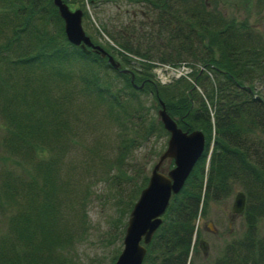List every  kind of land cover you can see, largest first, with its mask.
Here are the masks:
<instances>
[{"label":"trees","instance_id":"trees-1","mask_svg":"<svg viewBox=\"0 0 264 264\" xmlns=\"http://www.w3.org/2000/svg\"><path fill=\"white\" fill-rule=\"evenodd\" d=\"M135 1L152 10L147 25L150 30L156 26L154 33L163 32V48L160 54L152 55L132 48L127 41L115 40L120 47L116 49L120 61L118 67H112L105 56L91 49L81 50L66 40L62 20L51 0H0V28L9 30L0 49L8 53L12 51L10 40L17 44L12 56L5 51L0 54L4 71L11 66L17 70L22 67L29 72L40 69L50 76V83L41 86L35 83L36 75L23 73L26 84L22 82L21 90H15V81H11L6 85L13 89L9 94L0 84V95L5 97L0 113L8 122L5 149L17 163L19 156L32 165L28 169L21 163L19 168L9 164L1 168L2 197L12 204L15 196L24 200L23 208L10 214L7 231L0 232V264H65L58 249L70 242L75 226L82 232L86 229L88 185L84 184L80 195V188L76 193L66 179L59 178L58 152L62 147L57 141L69 136L77 97L91 110L104 106L101 115L109 119L116 121L122 113L127 116L124 124L118 121L122 129L115 147L117 164L97 171L101 175L114 168L105 179L117 183L116 201L125 207L120 214L132 206L134 194L148 177L135 167L127 172L122 166V157L138 144L125 125L129 121L133 126V118H144L132 109L138 101L137 91L151 92L156 100L159 97L182 130L200 129L204 135L203 149L180 189L170 195L160 223L144 244L140 264H193L190 253L196 242L195 220L203 213L207 200L228 194L233 182H264V140L259 135L264 132V88L254 85L255 81L264 82V42L260 35L241 21L224 16L207 0ZM145 34L148 45L144 47L149 49L153 43L148 31ZM140 39L136 42L139 46L143 43ZM132 55L139 57L136 63H130ZM152 58L169 64L189 59L186 62L199 63L214 76L210 80L206 73L193 72L195 84L203 88L201 93L181 78L159 83L151 71ZM109 67L112 75L107 74ZM0 79L1 83V75ZM28 86L32 87L31 98L24 96ZM123 95L131 99L125 100ZM207 100L213 106L212 119ZM16 101L25 106L14 109ZM157 130L166 132L161 122L154 120H147L142 128L145 136ZM253 142L259 148H251ZM46 148L58 152L33 157ZM74 206L80 211L79 217L71 211ZM251 206L247 204L243 210L248 228L252 224ZM249 233L250 228L244 238L229 243L212 264H264V236L256 238Z\"/></svg>","mask_w":264,"mask_h":264},{"label":"rangeland","instance_id":"rangeland-1","mask_svg":"<svg viewBox=\"0 0 264 264\" xmlns=\"http://www.w3.org/2000/svg\"><path fill=\"white\" fill-rule=\"evenodd\" d=\"M63 1L70 9L81 8V26L84 33L89 36L93 43L106 48L108 51L105 50L110 53L116 61H120V55L116 52V49L120 47L115 43V40L127 41L132 48L138 47L141 51L147 50L146 52L152 55L161 53L165 39L160 38L163 32L159 31L154 33V31H156V26L150 30L149 25H147L150 23L147 20L150 17L149 13L152 11L148 5L146 6V4L138 1L133 2V0ZM207 3L215 5L224 16L234 18L236 21H241L246 24V26H249L254 33L260 35V40L264 42V0H207ZM146 31H148L153 43L149 49L144 47L148 45V35L145 34ZM8 33L9 30L7 28H0V44L6 40V37L9 35ZM141 37L143 43L139 46L136 42L139 41ZM22 42L25 43L24 39H22ZM19 44L22 43L20 42ZM10 46L13 52L10 50L11 52L9 51L7 53V51L1 48L0 54L2 55L6 52L5 54H11L12 56L14 52L16 53V41L10 40ZM183 56L186 57L185 54H183ZM138 58L139 57L136 55H132L130 63H136L134 60ZM152 59H154V61L156 60V58ZM183 60L189 62V59ZM126 66L128 67V65ZM0 68L2 70L0 74L2 82L0 84L5 85L4 89L6 94H9V92L13 90L12 87L6 86L11 81H15L13 82V87L16 88L15 90H21V86H23L22 82L26 84L24 81V74H31V77L36 75L35 83L41 86L50 83V76L40 69L29 72L23 70L22 67H18L17 70L13 69L11 66L7 71H4V64H1ZM154 69L155 66L153 64L151 71L155 78ZM106 71L109 75L113 74V70L110 67ZM202 71L201 73H206ZM21 74H23L22 77L20 76ZM162 75L163 77H169L167 81H164L166 84L171 83L175 79L171 78L170 74L163 73ZM160 76L159 74L158 77ZM213 76V73L207 75L210 80ZM193 77L194 74L190 72L188 75H181L178 78L190 84L192 83L196 91L200 93L203 92L202 86L200 84L196 85ZM118 83H120V80H118ZM254 83L255 87L264 88V82L259 83L255 81ZM30 85L32 84L30 83ZM35 86L36 85H34V87ZM31 89L32 87L29 89V86L25 88V97L31 98ZM54 91L56 92V90H53V92ZM49 92L52 93V89ZM137 96H139L138 101L134 100L135 103L132 104V109L134 113L144 118H140V121L133 118V121H135L133 126L129 125L132 124L129 121L127 125H125V130L130 135L136 137V142H138V144L136 143V145L132 146L127 154L122 157V166L126 168L127 172H130L131 168L135 167L140 170L139 174L142 172L148 176L153 163H155L158 155L166 146L168 133L167 131L162 132L157 130L151 131L145 136L142 128H144L146 121H159L157 114L159 105L151 92L137 91ZM122 97L125 100L127 98L131 99V97H127V95H123ZM4 98L5 97L2 98L0 95V103H3ZM77 100L78 104L75 102L72 109L75 116L73 117L72 114L70 117L71 130L69 136H66L68 140L65 138L58 139L57 145H60V148L62 147L61 152H58V149L55 150L61 155L59 178L66 179L69 187L71 186L75 189L76 193L80 188L78 192L80 195L84 188V184L88 185L87 200L84 207L86 213V229L82 232L75 226L70 232V234H72L70 242L62 243V246L58 249V254L64 258L65 264H113L122 248L124 227L131 207L124 209L123 213L120 214V209L124 206H121L120 201H116L117 183L105 179V177L108 178V176H110L109 173L115 171L114 168H112L109 173H103L106 176L101 178L100 176L103 174L100 175L97 171L99 172L103 166H105L104 168L108 165L114 167V165L117 164L115 163V147L121 133L119 131L122 129L118 121L124 124L127 116L124 113H122L123 115H119L118 113L119 117L115 121L107 118V116L101 115L104 114V111H102L104 106L101 108L99 107L100 109L98 110H91L89 104L82 102L78 97ZM23 106H25L24 103L16 101L14 109L17 108L19 110L21 109L19 107ZM206 106L212 119L213 106L208 100L206 101ZM7 123L8 122H5L1 117L0 113V172L1 168L6 167L8 164L13 168H19L21 164L27 169L31 168L32 165L29 162H23L18 156L17 160H19V162L17 163L16 158L7 153L8 150L5 149L6 139L8 137V131L5 130V127L8 126ZM259 135L264 140V132ZM252 139L254 141L257 140L256 136ZM211 143L212 142L209 143V147ZM250 147L259 148L256 142H253ZM55 150L52 149L51 151L56 155ZM51 151L50 148H46L36 155L33 154V157L44 158L48 156L49 153L52 154ZM172 165V159L166 157L160 163L159 170L165 173ZM206 165L207 161L205 167ZM14 175L16 174L14 173ZM123 176L124 175H121L120 177ZM247 185L248 184H242V182H233L228 194L223 195L219 199L207 200L203 213H200L195 220L197 228L196 242L195 248L190 253V259L193 264H212L215 257L219 256L229 243L235 239L244 238L246 229L250 228V233L248 235L251 237L255 236L256 238H261V236H264V182L261 183L257 181L248 185V187ZM239 190L245 195L244 208L247 204H252V224H250L251 226H249V228L246 224L244 212L234 213L230 210L234 194ZM139 191L134 194L133 202ZM2 194V188L0 187V232L4 233L8 229L7 223L10 214L12 212L17 213L23 208L24 199L15 196L12 204L7 198L2 197ZM71 211L77 217L80 216V211L78 208L75 209V206L74 210ZM198 239H203L205 241L206 250L201 249L198 244Z\"/></svg>","mask_w":264,"mask_h":264},{"label":"water","instance_id":"water-1","mask_svg":"<svg viewBox=\"0 0 264 264\" xmlns=\"http://www.w3.org/2000/svg\"><path fill=\"white\" fill-rule=\"evenodd\" d=\"M62 19L65 38L68 42L77 45L81 50H92L105 56L112 67L119 63L99 44L93 43L84 33L81 26V9H70L63 0H51ZM121 70H126L121 68ZM157 114L163 128L168 133L166 146L153 163L146 184L140 189L129 210L122 248L113 264H140L145 253V245L151 238L155 228L161 221L169 197L176 193L184 179L199 157L203 145L204 135L200 129L182 130L175 120L166 112L164 102L158 97ZM166 157L172 159L173 165L161 172L160 163ZM244 206V194L236 191L230 207L231 212L241 213ZM202 242V240L200 241Z\"/></svg>","mask_w":264,"mask_h":264},{"label":"built area","instance_id":"built-area-1","mask_svg":"<svg viewBox=\"0 0 264 264\" xmlns=\"http://www.w3.org/2000/svg\"><path fill=\"white\" fill-rule=\"evenodd\" d=\"M155 69L153 70L156 79H160V82L167 81L169 77H163V73L170 74L171 78H177L181 75H188L190 72H192L194 69L199 71H204L206 74H210V72L205 69L203 65L195 64L194 66L190 63H187L185 61H181L177 64H169V63H163V62H153ZM160 72V73H159ZM159 74L161 75L160 77Z\"/></svg>","mask_w":264,"mask_h":264},{"label":"flooded vegetation","instance_id":"flooded-vegetation-1","mask_svg":"<svg viewBox=\"0 0 264 264\" xmlns=\"http://www.w3.org/2000/svg\"><path fill=\"white\" fill-rule=\"evenodd\" d=\"M244 199H245V195H244ZM243 210H244V206H243ZM243 210H242L241 213H243ZM201 240H202V242H200ZM198 244L200 245V247H201L202 250H206V243H205V241L203 239H198Z\"/></svg>","mask_w":264,"mask_h":264}]
</instances>
